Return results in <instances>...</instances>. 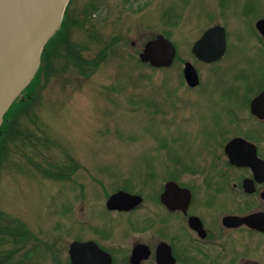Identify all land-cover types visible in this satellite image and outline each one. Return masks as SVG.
<instances>
[{"label": "rangeland", "instance_id": "1", "mask_svg": "<svg viewBox=\"0 0 264 264\" xmlns=\"http://www.w3.org/2000/svg\"><path fill=\"white\" fill-rule=\"evenodd\" d=\"M259 17H264V0L70 3L60 33H66V39H58L44 62V73L21 96L25 101L8 119L6 141L0 142V226H28L30 264H44L43 249L35 242L44 234L54 239L56 211L61 201L70 203L66 196L74 193L75 179L90 184L93 177L98 193V183L108 193L118 188L150 193L142 179L154 172L160 179L167 177L175 155L182 162L192 161L187 157L191 140L203 129L202 122L219 114L220 104L213 93L188 88L184 63L194 66L201 86L236 84L240 68L234 64L233 48L213 77L193 56L192 46L217 24L235 43L251 34L249 20ZM159 34L176 48L168 69L138 62L144 44ZM78 58L90 62V67L84 64L90 71L87 77L70 61ZM75 167L77 174L72 172ZM63 219L67 243L71 216L65 213ZM1 249L9 251L10 246ZM18 255L5 264H17Z\"/></svg>", "mask_w": 264, "mask_h": 264}, {"label": "flooded vegetation", "instance_id": "2", "mask_svg": "<svg viewBox=\"0 0 264 264\" xmlns=\"http://www.w3.org/2000/svg\"><path fill=\"white\" fill-rule=\"evenodd\" d=\"M261 19H250L251 34L235 43L223 27V57L201 62L214 77L233 48L234 64L240 68L236 84L201 86L198 75L199 84L188 86L199 88L203 95L213 93L220 104L219 114L202 122L203 129L191 140L187 157L192 161L182 162L175 155L167 177L160 179L154 172L142 179V187L150 185V193L126 188L108 193L101 183L98 193L93 177H89L93 184L75 179L74 193L66 196L70 203L61 201L56 211L54 239L44 234L35 242L43 249L42 263L264 264V36L256 28ZM66 37L62 33L59 40ZM76 171L77 167L72 172ZM168 183L182 191L164 196ZM119 191L139 197L140 202L126 210L109 209L108 200ZM65 213L71 216L72 229L67 243ZM30 239L24 222L0 226V248L10 246L9 251L0 250V264L18 254L14 263L30 264Z\"/></svg>", "mask_w": 264, "mask_h": 264}, {"label": "water", "instance_id": "3", "mask_svg": "<svg viewBox=\"0 0 264 264\" xmlns=\"http://www.w3.org/2000/svg\"><path fill=\"white\" fill-rule=\"evenodd\" d=\"M70 1L0 0V128L5 115L35 78L43 49L59 31ZM256 28L264 36V19L256 23ZM225 49V30L217 24L194 42L191 52L198 61L213 63L223 57ZM138 58L151 68L167 69L174 63L176 48L159 34L144 44ZM182 73L187 86L199 84L198 73L191 63L184 64ZM165 188L164 196L182 191L174 183ZM139 202V197L119 191L111 196L107 206L126 210Z\"/></svg>", "mask_w": 264, "mask_h": 264}, {"label": "trees", "instance_id": "4", "mask_svg": "<svg viewBox=\"0 0 264 264\" xmlns=\"http://www.w3.org/2000/svg\"><path fill=\"white\" fill-rule=\"evenodd\" d=\"M72 1L73 0H71L70 3ZM70 3H69V5H70ZM69 5H68V7H69ZM68 7H67V9L65 11V14H64V17H63V20H62V24H61V27H60L59 31L53 36V38L44 47L43 52L41 54V58H40V66H39V69H38V71H37V73L35 75V78L33 79L32 83L29 85V87L25 90L24 93H28L30 90H32L33 87H34V85L38 82L39 78L44 73V71H45V69H44V62L47 59V57H48L49 53L51 52V50L54 49L55 44H56V42L59 39L60 33L62 32V29L64 28L65 19H66L67 13H68ZM70 61L72 62L73 65L76 66V69H78L79 73L82 76L87 77L89 75V72L90 71L89 72L86 71L85 68H84V66L85 65L89 66L90 65V62H85V61L81 60L80 58H78L77 60L76 59L75 60L70 59ZM138 62L141 65H143V66H145L147 68H151L148 64L141 63L139 61V59H138ZM47 65H48V63H47ZM95 66H97V65L94 64V67ZM151 69H154V68H151ZM24 101H25V98L22 99V100H20V98H19L18 101L13 104V106L11 107V109L9 110V112L5 115L4 122H3V124H2V126L0 128V142L2 140L3 141H6L5 132H6V128L8 129V124H7L8 123V119L10 118V116L12 115L13 111L16 108H19V107H21L23 105ZM0 152H1V149H0Z\"/></svg>", "mask_w": 264, "mask_h": 264}]
</instances>
